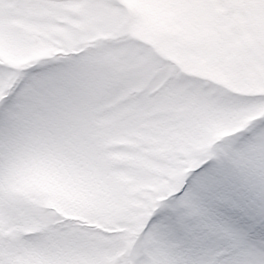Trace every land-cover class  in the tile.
<instances>
[{
	"label": "snow or ice",
	"instance_id": "snow-or-ice-1",
	"mask_svg": "<svg viewBox=\"0 0 264 264\" xmlns=\"http://www.w3.org/2000/svg\"><path fill=\"white\" fill-rule=\"evenodd\" d=\"M64 2L0 0V264H264V116L217 139L198 131L208 116L193 103L254 108L264 96L237 101L194 84L165 118L145 117L132 146L108 148L83 100L140 87L160 66L142 52L137 67L149 70L138 79L116 66L98 77L110 50L89 40L103 30L89 9L108 6L80 5L79 28L52 37L54 21L32 13ZM38 171L63 195L32 186Z\"/></svg>",
	"mask_w": 264,
	"mask_h": 264
},
{
	"label": "rangeland",
	"instance_id": "rangeland-1",
	"mask_svg": "<svg viewBox=\"0 0 264 264\" xmlns=\"http://www.w3.org/2000/svg\"><path fill=\"white\" fill-rule=\"evenodd\" d=\"M82 4L108 6L106 10L89 9V15L103 26L89 40L110 50L107 60L92 69L98 77L116 66L121 79H138L142 71L149 70L137 67L142 52L150 54L160 66L151 70V78L140 87L119 94L101 90L83 100L85 114L89 105L95 107L93 135L106 147L132 146L131 137L142 138L136 129L152 124L151 119L144 118H165L173 106L186 101L183 90L194 84L227 92L237 101L264 96V0H66L32 15L54 21L50 35L64 37L79 28ZM166 90L169 95L163 106L143 102ZM133 96L141 99H131ZM193 103L204 108L208 116V122L198 131L217 139L264 116V105L240 108L215 97ZM111 156L116 162L131 159L122 152ZM28 179L45 194L63 195L42 171ZM30 264L44 261L37 257Z\"/></svg>",
	"mask_w": 264,
	"mask_h": 264
}]
</instances>
